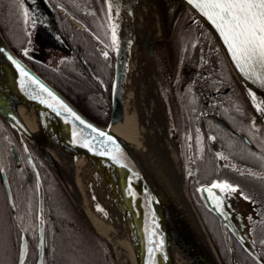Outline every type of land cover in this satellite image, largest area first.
I'll list each match as a JSON object with an SVG mask.
<instances>
[{
  "label": "water",
  "instance_id": "obj_1",
  "mask_svg": "<svg viewBox=\"0 0 264 264\" xmlns=\"http://www.w3.org/2000/svg\"><path fill=\"white\" fill-rule=\"evenodd\" d=\"M21 1L32 20V41L28 50L38 60L48 61L54 66L58 65L64 57L71 54L72 46L60 25L55 8L49 0ZM137 2L138 0H131L128 4L124 16L126 24L118 28L113 11H109L111 0H106L111 33L115 28L117 38V45L113 46L112 52L114 74L111 88V113L106 124L98 123L87 116L44 78L14 50L1 29L0 116L8 123L15 135L26 140L49 165L92 232L102 241L116 261L110 242L104 234L94 228L76 192L68 182L62 160L55 153L69 148L84 161L85 166L95 177L107 198L112 201L121 218L128 235L129 251L135 264H180V256H183L187 264H224L190 196L176 137L172 136L169 130L177 147L183 182L187 186V191L182 190V187L172 179V175L167 174V171H163L155 164L145 149L114 128L121 113V84L125 77V57L130 39L129 25L135 22L134 12ZM198 2L200 0H193L192 3L188 0H157L156 6L160 12V23L164 34L156 39L152 33H149L145 40L146 51L154 60L151 76L157 87L168 129L171 122L157 77L156 45L158 42L166 43L171 40L185 10L191 11L214 35L231 72L254 111L253 123L264 126V69L259 65H255L254 70L237 66L220 32L195 7ZM43 40L51 42L58 51L57 62H53L50 55L37 48ZM45 88L56 99L49 96L48 92L44 91ZM62 105L71 111H65ZM77 116L79 120L76 119ZM215 118L228 127L222 118ZM16 130L20 136L16 134ZM100 132L106 135L101 136ZM237 134L250 143L245 134ZM109 136L112 137L111 140L108 139ZM22 148L38 180L40 215L39 251L36 264H42L45 255L43 184L32 154L26 145L23 144ZM13 153L17 157L16 147L13 148ZM3 177L10 203L15 209L5 173ZM213 183L202 184L199 192L207 206L221 219L228 242L230 243V233H232L252 255L260 258L248 221L247 210L252 202L242 194L240 187L230 184L228 185L237 190L234 192L212 190L220 198L217 201L205 191ZM27 254V238L23 235L17 264H21V260L24 263Z\"/></svg>",
  "mask_w": 264,
  "mask_h": 264
},
{
  "label": "trees",
  "instance_id": "obj_2",
  "mask_svg": "<svg viewBox=\"0 0 264 264\" xmlns=\"http://www.w3.org/2000/svg\"><path fill=\"white\" fill-rule=\"evenodd\" d=\"M51 1L55 7L60 5L65 7L68 13L81 20L87 28L98 35L97 25L102 23L103 19L101 18L102 10L97 3H94L95 7H93L95 13H87L84 11V6L80 4V0ZM12 3L15 4V0H0V28L12 47L86 114L97 122L105 123L110 113L111 82L114 70L112 55L93 39L87 29L74 26L66 14L58 12L60 24L72 45L71 54L64 57L56 66L48 61L38 60L28 50L32 41V20L29 15L25 17V10L22 8L18 9L17 13H14ZM180 25H183L184 31L182 32L181 41L176 44L177 51L173 46V39L166 43L158 42L156 45L157 74L162 92L166 94L167 91L172 90L174 83L185 80L188 77L187 73H190L191 69H200L210 73L211 78L192 83L188 82L186 85L202 86L213 84L214 86L237 87L240 94L239 100L242 103L240 110H245L248 119L251 120L254 114L221 52L217 56H203L216 44L211 32L189 10H185L182 13L176 31ZM14 29L20 33L18 32V37L12 40L10 34ZM105 52L108 53L107 58L104 56ZM192 75H194V71ZM176 92V88L172 90V98H177ZM4 126L10 131L6 124ZM183 154L187 161L184 150ZM34 155L39 166L44 168L46 241L44 264H117L105 246L91 231L51 169L36 152H34ZM7 165L14 166L15 163L12 161ZM216 173H218L216 166L211 162L210 166L202 171V176H213ZM258 176L263 177L262 173H259ZM200 181L204 180L200 179ZM215 181L240 185L225 179H216ZM24 182L27 184L24 175H20L18 183L22 184ZM197 205L224 264H262L234 237H231V245L234 252V258H232L225 230L219 217L205 205L200 203ZM19 206L22 213L30 216L26 222L23 220V223L28 226V259L35 261L37 255L36 224L38 214L36 196H33V194L29 195L23 190V197ZM6 207L8 208V203H6ZM259 224H262L259 227L263 231H260L262 237L259 239L258 245L264 247V219L252 220V234L254 239L257 240ZM0 241L2 246L4 239L1 238Z\"/></svg>",
  "mask_w": 264,
  "mask_h": 264
},
{
  "label": "flooded vegetation",
  "instance_id": "obj_3",
  "mask_svg": "<svg viewBox=\"0 0 264 264\" xmlns=\"http://www.w3.org/2000/svg\"><path fill=\"white\" fill-rule=\"evenodd\" d=\"M190 71L185 80L177 81L175 93L177 98H172L171 92L169 108L174 120L179 148L182 153L184 150L187 156L186 161L185 155H182L192 198L198 208V203L204 205L198 194L199 185L211 183L216 179L230 180L239 183L246 193L254 198L255 202L247 210L249 218L262 220L264 219V129L248 119L245 110H240L242 103L239 100L240 94L237 87L213 84L186 85L188 82L211 78L210 73L200 69ZM193 71L194 75H192ZM215 117L222 118L229 128ZM237 133L245 134L250 143ZM18 144L14 135L7 130L0 119V239H4L3 245H0V264L18 263L23 235L27 237L29 244L28 226L23 223V220L26 222L30 216L21 212L19 204L23 197V190L36 198L38 195L37 177L30 167L24 149ZM14 147L17 148V157L12 152ZM31 154L44 188V168L39 166L34 152ZM12 161L15 163L14 166L7 165ZM211 162L215 164L218 173L213 176H202V171L208 168ZM4 173L9 181L15 209L10 203ZM259 173H262L263 177L258 176ZM20 175H24L27 184L26 182L18 183ZM242 178H247L254 186L247 188L242 183ZM259 226L262 224L258 225L255 242L262 256L261 263L264 264V247L258 245L263 231ZM36 236L38 237V230ZM36 263L37 255L35 261L29 260L27 256L24 264Z\"/></svg>",
  "mask_w": 264,
  "mask_h": 264
},
{
  "label": "bare ground",
  "instance_id": "obj_4",
  "mask_svg": "<svg viewBox=\"0 0 264 264\" xmlns=\"http://www.w3.org/2000/svg\"><path fill=\"white\" fill-rule=\"evenodd\" d=\"M122 1L111 0L118 28L126 24L124 20L126 7L131 2ZM156 2L157 0H138L135 6V22L129 25L130 39L125 57V77L121 84V113L114 128L145 149L154 163L172 175V179L182 187V190L187 191L177 147L169 134L163 106L151 76L154 60L148 55L145 47L149 33L156 39L164 34ZM74 22L80 25L77 21ZM16 134L20 136L17 130ZM55 155L62 160L69 184L76 192L94 228L104 234L110 242L115 257L123 264H135L121 218L84 161L69 148ZM179 263L187 264L183 256L179 257Z\"/></svg>",
  "mask_w": 264,
  "mask_h": 264
},
{
  "label": "snow or ice",
  "instance_id": "obj_5",
  "mask_svg": "<svg viewBox=\"0 0 264 264\" xmlns=\"http://www.w3.org/2000/svg\"><path fill=\"white\" fill-rule=\"evenodd\" d=\"M188 2L192 3L193 0H188ZM195 7L215 25L238 67H248L254 70L255 65H259L264 69V0H200ZM111 10L110 5L109 11ZM24 14L27 17V11ZM112 44L117 45L115 28L112 32ZM104 56L107 58L108 53L105 52ZM24 74L27 75V73ZM44 91L56 99L48 89L45 88ZM62 107L65 111H71L66 106L62 105ZM76 119L80 118L77 116ZM80 122L84 123L83 120ZM93 131L96 130L93 129ZM99 134L106 135L103 132ZM108 139L111 140L112 137L109 136ZM213 189L231 192L237 190L227 183H213L205 191L217 201L220 198L213 193Z\"/></svg>",
  "mask_w": 264,
  "mask_h": 264
},
{
  "label": "rangeland",
  "instance_id": "obj_6",
  "mask_svg": "<svg viewBox=\"0 0 264 264\" xmlns=\"http://www.w3.org/2000/svg\"><path fill=\"white\" fill-rule=\"evenodd\" d=\"M12 10H13V12L14 13H17V9H16V6H15V4L14 3H12ZM106 29V28H105ZM102 31L104 32V29L102 28ZM184 31V29H183V25H180L179 27H178V30L175 32V34H174V38H173V46H174V48H175V50H176V44L178 43V42H180L181 41V39H182V32ZM19 31L18 30H16V29H14V30H12V32H11V39L12 40H14V38H16V37H18V35H19V33H18ZM9 35V36H10ZM13 36V37H12ZM37 48L39 49V50H41V51H43L45 54H47V55H50V57H51V60L53 61V62H57V58H58V56H59V54H58V51L56 50V48L54 47V45L51 43V42H49V41H47V40H43V41H41L38 45H37ZM177 51V50H176ZM216 52H217V48H216V46H212L209 50H208V54L207 55H209V56H213L214 54H216ZM170 123V122H169ZM169 130H170V134L173 136V126L171 125V123L169 124ZM186 174H187V172H186ZM185 179L187 180V175H185ZM242 183L245 185V186H247V188H252L254 185L250 182V180H248L247 178H242ZM114 255V254H113ZM115 256V255H114ZM117 259V258H116ZM117 261H118V263L119 264H123L121 261H119L118 259H117Z\"/></svg>",
  "mask_w": 264,
  "mask_h": 264
},
{
  "label": "crops",
  "instance_id": "obj_7",
  "mask_svg": "<svg viewBox=\"0 0 264 264\" xmlns=\"http://www.w3.org/2000/svg\"><path fill=\"white\" fill-rule=\"evenodd\" d=\"M89 1H91L92 5L94 7H95L94 3H97L99 8H105V0H89ZM102 28L104 29V32L101 29H99L102 32V36L104 37L105 40H107V39L110 40V35H109L108 30H107V27H102Z\"/></svg>",
  "mask_w": 264,
  "mask_h": 264
}]
</instances>
